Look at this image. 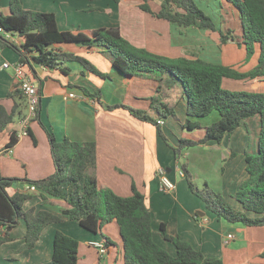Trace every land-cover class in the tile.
I'll list each match as a JSON object with an SVG mask.
<instances>
[{"label": "crops", "instance_id": "crops-1", "mask_svg": "<svg viewBox=\"0 0 264 264\" xmlns=\"http://www.w3.org/2000/svg\"><path fill=\"white\" fill-rule=\"evenodd\" d=\"M20 1L26 9L55 13L62 31L89 33L100 27H120L122 34L134 44L169 56H191L192 53L187 51H195L199 46L186 43L182 36H175L178 33L167 24L164 25L165 31L172 32L171 39L159 33L157 28L161 29L162 23L150 20V15L143 10L142 13L138 11L141 10L139 5L142 0H120L119 3L108 0ZM156 3L153 2L152 5L155 6ZM9 5L10 0H0L2 12L9 13ZM190 30L198 28L192 27L180 32L187 34ZM6 35L18 44L23 41L19 35ZM150 37L160 39L157 44L152 45L149 43ZM54 47L88 58L102 71L109 73L111 78L103 79L86 71L75 61L67 62L64 65L65 71L36 62H32V67L26 65V70L39 87L41 102L37 117L30 125L31 133L18 136V142L11 150L6 149L10 133L14 129L17 131L20 118L27 112L26 99L18 100L22 115L17 116L15 123L0 132V172L5 177L19 179L8 189L10 194L31 193L32 198L24 203L25 209L48 210L62 215V210L69 206L66 201L52 196L42 200L38 189H31L32 185L24 179L40 180L55 172L48 131L57 141H62L65 137L76 141H95L97 165L94 173L98 186L110 187L121 195L129 196L135 185L145 195L152 212L154 240L172 255H176L177 249L174 243L164 238L162 223L166 224L169 234L188 241L207 257L220 259L218 262L205 264H264V226L230 223L219 218L191 191L173 148L164 141L154 124L138 119L128 109L107 108L125 103L133 108L148 110L153 115L151 98L156 97L172 107L179 116L180 123L176 117L161 122L162 130L171 144L178 146V139L181 137H200L204 133V130L181 131L180 125L187 118V101L180 98L179 90L163 85L158 92L159 82L151 76L128 77L122 74L113 68L109 56L102 49L74 43H62ZM19 59V54L12 48H0V105L8 112L15 104L14 99L7 95L15 88L14 65ZM5 62L10 66L3 67ZM222 63L234 65L233 61L228 62L233 64ZM253 67L241 66L240 70L247 71ZM245 82L253 84L257 91H264V77ZM82 87L91 93L100 89L101 94L92 97ZM213 119L217 121L219 118L215 116ZM248 125L252 129L251 133ZM259 130V117H254L243 122L232 134H227L220 144L212 140L192 146L196 147L194 151H190V148L184 150L183 158L191 166L195 182L202 181L204 186L208 185L220 192L232 205L240 206L233 195L249 177L246 152L257 150ZM176 133H179V138ZM250 143H253L255 149ZM162 168L175 183L174 190L164 187L160 174ZM249 216L254 214L249 213ZM6 230L7 227L0 223V235ZM26 231L27 223L20 219L10 230L12 239L0 245V264H44L50 261L58 231L79 241L78 264H125L123 244L121 236L118 239L119 228L116 222L107 223L103 228V232L114 242L109 245L105 254L100 253L93 244L104 241L100 234L68 218L46 226L36 245L22 250ZM230 234L232 238L226 243Z\"/></svg>", "mask_w": 264, "mask_h": 264}, {"label": "trees", "instance_id": "trees-1", "mask_svg": "<svg viewBox=\"0 0 264 264\" xmlns=\"http://www.w3.org/2000/svg\"><path fill=\"white\" fill-rule=\"evenodd\" d=\"M227 1L240 12L243 38L241 45L245 46L249 55L254 53L255 44H258L260 49L258 63L247 71H241L234 65L211 62L199 56H169L148 47L138 46L122 34L120 27H100L89 33L62 31L55 13L26 9L20 0H10L9 13L0 10V48H12L19 54V62L31 67L32 62H36L65 71L64 65L75 61L80 63L84 70L103 79H110L109 73L102 71L88 58L62 51L54 45L74 43L89 48L96 47L109 56L113 68L122 74L128 77L151 76L159 82L158 92L163 83L168 87H176L180 98L187 101V118L182 123L183 128L188 131L204 130L200 137H181L178 146L171 144L162 130L161 123L169 116L175 115L174 109L156 97L151 98V110L156 116L148 110L133 108L124 103L107 108H126L138 119L154 124L164 141L173 148L191 191L219 218L230 223L264 226V91H233L223 87L226 78L250 80L264 77V0ZM153 2H157V5L153 6ZM139 7L151 17L163 20L180 31L192 27L216 30L213 17L195 0H142ZM229 33L222 35V43L233 40L232 30H229ZM6 34L19 35L23 41L18 44L6 37ZM82 89L92 97L101 94L100 89L94 93L84 87ZM7 96L14 99L15 104L10 112L0 105V132L15 123L17 116L22 115L21 103L18 101L25 99L22 91L15 85ZM214 111L218 112L219 119L210 126L202 127L198 121L193 120L206 117ZM254 117H259L260 126L257 150L246 152L249 177L233 195L240 204L237 207L208 185L200 188L196 184L188 163L183 158L184 150L212 140L220 144L227 134H232L243 122ZM248 129L251 133L249 125ZM48 136L55 172L44 179L26 178L24 181L36 186L42 200L52 196L66 201L69 206L62 210V215L48 210L25 209L24 203L32 198L33 194H10L8 189L19 179L5 177L0 172V223L13 228L20 219L26 221L27 231L22 250L33 248L46 226L68 218L100 234L107 248L114 242L103 232V228L107 223L116 222L123 244L125 264H205L220 261L217 257L205 256L188 241L169 234L165 223L161 224V231L166 240L174 243L177 253L172 255L160 246L153 237V215L146 203V197L135 185L129 196L121 195L110 187L98 186L94 173L97 165L95 141H76L69 137L57 141L49 131ZM17 142L18 132L14 129L10 133L6 149H12ZM249 213L254 216H249ZM14 221L17 223L13 224ZM11 239L10 231H4L0 235V245ZM78 247L77 239L58 231L54 238L53 257L44 264H78Z\"/></svg>", "mask_w": 264, "mask_h": 264}, {"label": "rangeland", "instance_id": "rangeland-1", "mask_svg": "<svg viewBox=\"0 0 264 264\" xmlns=\"http://www.w3.org/2000/svg\"><path fill=\"white\" fill-rule=\"evenodd\" d=\"M195 1L207 14L213 17L216 23V30H211V29L204 30L203 29L204 31H202L198 28V30H190V32H188L187 34H183L182 32H180L178 28H176L175 26L165 21L155 19V18H150L151 16H148V17L150 20H154L156 22L162 23L161 29H163L164 31L158 28L157 30H159V33H162L164 37L169 38V39H171L172 37V32L170 30L165 31L164 25L167 24L168 26H171L172 28L174 27V30L178 33V35H175V36H178V37L182 36L183 40L186 43H190V45L199 44V46L196 48L195 51H192V52H190L191 50L187 51L188 53H192L193 56H199L204 59L210 60L212 62H219V63L225 62L227 64H233V63H228V62L233 61L234 65H237V68L239 69L241 68V66L243 67L247 66V68H251L255 64H257L259 53H260L258 44H255V51L253 54H250V55L247 53L245 46L241 45L243 38H242V27H241V18H240L239 10L233 4L229 3L227 0H195ZM138 11L142 13V10H138ZM124 21L125 20H123V22ZM229 30H232L231 34L233 35V40H229L226 43H222L221 42L222 35L230 34ZM159 39L160 37H150L149 43H152V45L157 44ZM226 79H224V82H223V87L226 89L233 90V91L261 92V91H257L253 84H250L249 82H245V80H235V79H228V78ZM163 85L165 84L163 83ZM119 108H123V107H119ZM174 114L175 115H171L167 119L177 118L176 120L179 122L178 120L179 116L177 112H174ZM215 116L219 118V114L214 111L206 117H203L200 119L195 118L193 120L198 121L202 127H207L215 122L213 119ZM180 126L182 128L181 131L184 130V132H190L183 128L182 123ZM176 134L179 138L180 137L179 133H176ZM250 146H252V148L255 149L253 143H250ZM189 148L191 149L190 151H194L196 147L191 146ZM188 166L190 169L191 166L189 164ZM191 173L193 174L192 171ZM196 184L200 188L204 187V184L202 181H198V183ZM119 238H120V235L118 233V239Z\"/></svg>", "mask_w": 264, "mask_h": 264}, {"label": "built area", "instance_id": "built-area-1", "mask_svg": "<svg viewBox=\"0 0 264 264\" xmlns=\"http://www.w3.org/2000/svg\"><path fill=\"white\" fill-rule=\"evenodd\" d=\"M10 64L5 62L3 67L7 68ZM16 85L24 94L27 105V112L20 118L19 127L17 129L18 136L29 134V129L32 121L37 117L38 109L41 102V93L38 85L34 82L32 76L26 70V65L18 62L14 65ZM11 150V149H10ZM9 152V151H8ZM160 174L162 176L163 185L167 190H174L175 183L172 182L166 175L165 169H160ZM31 189H36L35 185L30 187ZM232 238L230 234L226 238V243ZM100 253L105 254L108 248L104 241H98L93 243Z\"/></svg>", "mask_w": 264, "mask_h": 264}, {"label": "water", "instance_id": "water-1", "mask_svg": "<svg viewBox=\"0 0 264 264\" xmlns=\"http://www.w3.org/2000/svg\"><path fill=\"white\" fill-rule=\"evenodd\" d=\"M16 223H17V221H14V223H13V224H16ZM11 229H12V227H11V226H8V227H7V230H8V231H10Z\"/></svg>", "mask_w": 264, "mask_h": 264}]
</instances>
